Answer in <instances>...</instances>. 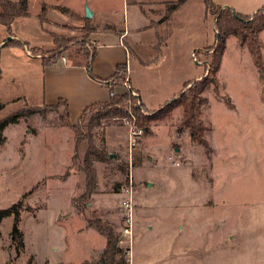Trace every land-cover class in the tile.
<instances>
[{"label": "rangeland", "instance_id": "1", "mask_svg": "<svg viewBox=\"0 0 264 264\" xmlns=\"http://www.w3.org/2000/svg\"><path fill=\"white\" fill-rule=\"evenodd\" d=\"M172 2L29 0L28 14L17 17L9 30L0 24V119L46 105L44 64L31 54L51 58L73 50L88 61L94 37L102 45L125 40L144 59L130 54L123 75H130L159 109L161 100L165 104L174 97L182 78L194 82L208 75L216 40L215 14L206 0H188L169 12ZM125 30L123 39L119 35ZM229 37L218 89L204 94L206 145L187 127L179 128L182 108L165 120H152L132 151L122 117L83 125L86 137L79 144L75 131L62 125L63 105L58 112L44 108L43 114L9 124L0 142V209L22 203L24 247L13 242V215L2 218L0 264H98L108 243L100 226L111 229L124 250L114 264L121 258L122 264H264V70L248 42ZM259 41L264 65V29ZM197 49L202 50L196 60ZM123 81L120 91L129 86ZM96 111L91 109L83 124ZM99 151L110 157L103 161ZM86 168L93 170V179ZM130 184L134 223L133 235L126 236L121 202ZM73 189L69 198L77 207L67 213L66 195ZM160 193L170 199L163 223L154 213L143 215L138 225L135 201L139 205Z\"/></svg>", "mask_w": 264, "mask_h": 264}, {"label": "trees", "instance_id": "2", "mask_svg": "<svg viewBox=\"0 0 264 264\" xmlns=\"http://www.w3.org/2000/svg\"><path fill=\"white\" fill-rule=\"evenodd\" d=\"M187 0H177L170 4L168 10L169 12L176 9L180 6L181 3ZM28 5L29 0H0V24L7 27L9 30L11 23L20 16L28 14ZM207 10L215 14V26H216V40L213 44V58L209 63L207 73L208 75L204 78L197 79L194 82H186L183 86V90L180 94L172 99L168 100L165 104L162 105L159 109L147 113L143 103L139 100L138 94H134L131 88L126 89L125 91H120L111 95L109 99L94 102L86 106L83 113L81 114L79 121L71 123L69 120V108L68 102L64 98H59L56 104H46L44 108L52 109L53 111L60 110L59 106H64V120L62 125L71 127L75 131V139L77 143H81L86 135L82 136L83 125L88 127L99 122L101 119L107 118H121L122 116H127L129 118H134L135 122H138L140 126H144L145 132L150 131V125L153 121H162L167 119L173 112L178 109H184V114L182 118V123L179 128L187 127L190 131V135L196 140L197 143L207 144L205 139V131L209 129V126L205 125L204 121L201 118L204 105L207 103V98L205 97L206 91L210 87L218 89V71L222 63V56L226 50L227 38L230 35H237L239 40L242 43L248 42L250 53L254 57L255 63L259 69L264 70L263 60L261 56V42H258L259 34L264 29V6L258 8V11L253 15L240 13L234 10L233 7L226 5L221 6L214 2V0H206ZM11 40V39H9ZM8 40V41H9ZM258 42V43H257ZM6 44V43H4ZM202 50V49H201ZM201 50H196L194 53L197 55ZM56 53L51 58H46L42 54V61L46 65H51L56 63L60 54ZM96 54V48L91 53L88 70H91L93 65V58ZM38 55V54H33ZM128 66L126 63H119L117 66V71L112 78L113 84H111L110 89L114 90V84H117L115 81L123 80L127 75L126 73ZM119 85V83H118ZM99 105V107H96ZM39 109L37 107H28L26 110H21L16 113L11 114L10 116L0 119V142L4 139V130L5 128L12 123H15L19 120L20 117L27 116L33 113H45V109ZM91 109H97L96 112H92L89 116V120L84 123L86 115ZM146 111V112H145ZM77 144V145H78ZM97 152V151H96ZM98 155L103 161L106 158L110 157V154L105 152H98ZM90 179L94 177L93 170L86 168ZM20 205L22 203H15L11 207H5L0 209V221L2 218L13 215V227L11 230V235L13 242L16 244L17 249H22L24 247V234L19 227L20 223ZM101 231L108 236V243L105 252L102 254L98 264H114L116 255L122 253L124 250L122 247L118 246V239L115 236V233L111 229H104L101 226L99 227ZM108 230V231H107ZM126 251V249H125ZM121 261L124 262V259L121 258ZM121 261L119 264H122Z\"/></svg>", "mask_w": 264, "mask_h": 264}, {"label": "crops", "instance_id": "3", "mask_svg": "<svg viewBox=\"0 0 264 264\" xmlns=\"http://www.w3.org/2000/svg\"><path fill=\"white\" fill-rule=\"evenodd\" d=\"M173 1L176 2L177 0ZM214 2L221 6L229 5L233 7L234 10L249 15H253L255 12H257L259 5L263 4L261 7L264 6V0H214ZM153 27L155 28L154 24ZM124 35L127 36V30L120 33L119 37H123L124 39ZM94 38L96 45V54L93 58V65L90 71L88 70L87 66L88 61H86V58L83 56L84 54H82V52L80 51L66 50L60 54L56 63L51 65H46L42 61V57L40 55L31 54L33 55L32 58L38 59L44 64L42 73L45 89L44 104H55L58 102L59 98L66 99L68 102L69 120L71 123L78 121L85 107L89 106V104L109 99V97L111 96L110 91H112L110 89L111 84H113L112 78L117 71V66L119 65V63H126L128 65L127 58L130 54L133 53H135L138 58L142 59L140 55H138L135 50L132 49V46L125 40H123V42L118 41L117 43H115L114 41H109L107 43H103L102 45L99 43L98 38ZM228 39H232V37H229ZM142 60L144 61V59ZM199 76L200 75H198L197 78ZM128 77V88H131L133 92L138 94L139 100L143 103V105L149 110L157 109L151 106L150 99H148L144 95L140 85H134L132 77L130 75ZM188 81H191V79L183 80L182 78L179 83V87L173 91L174 97L180 94V92L183 90L182 88L184 84ZM122 83L124 84V82ZM121 86L123 85L120 82L119 85L117 84L114 86L113 91L115 93L120 92ZM162 101L164 100H161V102L158 103L160 107H162L161 105L164 103ZM178 150L179 148H176V151ZM148 184L150 183L148 182ZM74 191L75 190L73 189L66 195V200L69 201V203H66L65 207V211L67 213H72L77 207V205L72 204L71 199L69 198ZM169 201L170 199H168L167 196L162 193L156 194L153 199L145 198L140 200L138 202L139 205H137L136 200L135 215L136 217H138V225L139 223L144 222H142L143 215H149L151 216V218H153L154 213L158 214L162 224V220L164 219V217L162 216V210L164 206L169 204ZM92 204L93 201L87 203L88 206H92ZM146 207L148 209H146ZM141 212H143V214ZM137 230L138 226H136L135 231L136 233H139ZM162 231L164 230L161 229L160 232ZM91 250L93 249H90V251ZM90 251H88L87 253H89Z\"/></svg>", "mask_w": 264, "mask_h": 264}, {"label": "built area", "instance_id": "4", "mask_svg": "<svg viewBox=\"0 0 264 264\" xmlns=\"http://www.w3.org/2000/svg\"><path fill=\"white\" fill-rule=\"evenodd\" d=\"M193 58L197 60L195 57V53L193 54ZM124 85H127V82H129V77L126 76L124 78ZM111 95H114V91H110ZM135 94V92H133ZM123 122H125L129 126L130 130V151L133 150L134 147L137 146L139 143V139L141 138L140 136L145 132V129L138 124V122H135L134 118H129L127 116H122ZM124 192L126 193L121 202L122 210H123V216L125 217L126 225L124 226V234L126 236L128 235H133V221H134V216H133V210H134V203H133V186L132 184L128 185L127 187L124 188ZM128 259V258H127ZM129 260V259H128Z\"/></svg>", "mask_w": 264, "mask_h": 264}, {"label": "water", "instance_id": "5", "mask_svg": "<svg viewBox=\"0 0 264 264\" xmlns=\"http://www.w3.org/2000/svg\"><path fill=\"white\" fill-rule=\"evenodd\" d=\"M86 14H87V16H91L92 15L91 14V10L89 9V7L86 8ZM11 38H12V36H9L8 40L11 39Z\"/></svg>", "mask_w": 264, "mask_h": 264}]
</instances>
